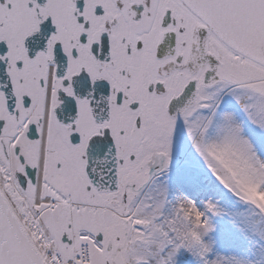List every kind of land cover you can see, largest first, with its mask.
Here are the masks:
<instances>
[{
	"label": "snow or ice",
	"instance_id": "snow-or-ice-1",
	"mask_svg": "<svg viewBox=\"0 0 264 264\" xmlns=\"http://www.w3.org/2000/svg\"><path fill=\"white\" fill-rule=\"evenodd\" d=\"M0 264H264V0H0Z\"/></svg>",
	"mask_w": 264,
	"mask_h": 264
},
{
	"label": "rangeland",
	"instance_id": "rangeland-1",
	"mask_svg": "<svg viewBox=\"0 0 264 264\" xmlns=\"http://www.w3.org/2000/svg\"><path fill=\"white\" fill-rule=\"evenodd\" d=\"M253 195H255V193H253ZM258 198H261V197H258Z\"/></svg>",
	"mask_w": 264,
	"mask_h": 264
}]
</instances>
